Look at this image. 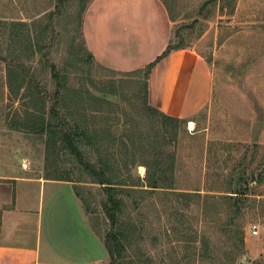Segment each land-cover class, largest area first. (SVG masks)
Listing matches in <instances>:
<instances>
[{
	"label": "rangeland",
	"instance_id": "obj_1",
	"mask_svg": "<svg viewBox=\"0 0 264 264\" xmlns=\"http://www.w3.org/2000/svg\"><path fill=\"white\" fill-rule=\"evenodd\" d=\"M85 1L67 0L62 6L56 7L57 0H0V24L1 21L26 23L20 32L28 34L33 52L36 50V35H40L41 28L49 22L45 14L51 12L49 33L43 42L47 45L43 52L48 53V61L57 67H66L68 72L73 71L79 78L82 71L89 72L97 84L113 80L114 91L117 92L114 99L117 112L112 117L98 113L94 120L104 129L115 124L126 130L142 132L148 128L149 122L132 105L135 87L128 84V79L109 75L95 65L88 68L74 61L68 52V45L73 38H76V44H80L82 34L79 22L83 18L82 7L88 3L85 4ZM205 1L176 2L175 9L180 17L172 24V39H175L173 35L181 23H190L197 17L196 12ZM210 11L205 20L198 18L203 28L200 36H185L186 30L181 34L184 44H190L187 50L194 51L204 61H208L204 65L211 72L210 99L198 114L186 118L189 122L185 127L186 132L180 133L177 155V188L199 187L202 195H215L206 190L208 186L221 185V181L216 182L214 177L221 171L228 173L237 165V171L243 170V167L250 176L264 171V122L258 128L255 124L257 115L254 113V103H257L263 110L264 121V0H216ZM38 40L40 44L41 37ZM1 41V55L6 62L16 59L24 63V69L32 80H38L47 94L53 91L54 82L41 53L32 54L23 45H9L6 39ZM4 64L0 60V175L25 173L44 178L47 174H54L64 178L69 172L73 180L91 185L85 183L88 182L87 176L81 174L68 155L62 154L61 165L55 168L50 160L46 162L42 143L22 130L9 127L8 123L12 119L24 116L26 101L21 93L14 97L5 87ZM77 65L84 70H77ZM190 76L193 77L191 72ZM203 76L204 71L195 74L196 81H199L198 89L203 87ZM162 82L166 87L169 79ZM50 105L48 100L47 106ZM123 139L127 141L126 136ZM120 144L116 142L115 155L124 154L118 152ZM241 163L243 166H240ZM207 169L211 178H206ZM129 175H137L142 179L145 169L142 166L131 167ZM90 187L98 202L100 195L97 186ZM250 187L247 200L257 203L254 208H249L252 202H246L249 207H246L243 227L244 254L238 255L237 249L229 241L227 228L223 226L224 220L214 217L209 200L200 206L192 201L185 208L187 203H176V197L172 194L146 192L137 195L139 209L129 208L131 218L136 221L137 237L127 255L131 260L140 259L143 264H264V209L261 210L259 206V201L264 205V182L259 185L253 182ZM68 190L59 189L56 200L65 198ZM32 193L35 194L34 189H30ZM206 208L207 211L211 209L210 212L202 215ZM98 210L100 213L101 208ZM251 225L257 226V235L249 233ZM202 235L208 239L207 250L199 241ZM102 264H109V259Z\"/></svg>",
	"mask_w": 264,
	"mask_h": 264
},
{
	"label": "trees",
	"instance_id": "obj_2",
	"mask_svg": "<svg viewBox=\"0 0 264 264\" xmlns=\"http://www.w3.org/2000/svg\"><path fill=\"white\" fill-rule=\"evenodd\" d=\"M66 1L57 0L56 7L62 6ZM91 1H85V4L88 3L82 7L83 13ZM177 1L160 0L172 23L180 17L175 9ZM215 4L216 0L205 1L197 10V17H194L190 23H181L173 35L175 39L171 37L164 51L141 69L126 72L106 69L95 63L93 56L84 45L82 36L79 40L80 44L75 43L76 38L70 41L68 52L74 61L88 68L95 65L100 71L109 75L128 79V84L131 83L135 87V101L132 105L138 113L144 114L149 122L148 128L138 133L115 124H110L111 127L104 129L94 120V116L98 113L112 117L114 112H117L114 103L117 92L114 91L113 80L97 84L98 82L94 81L89 72L82 71L79 78L73 71L68 72L66 67H57L48 61V53L43 52L47 45L43 42L49 33L51 12L45 14L49 22L41 28L40 35L36 33V50L33 52L28 34L24 35V31L20 32L26 27V23L1 21L0 60L5 63V87L14 97L21 93L26 101L24 116L17 120L12 119L8 125L13 130H22L32 135L35 140L42 143L46 162L50 160L55 168L61 165V155H68L80 169L81 174L87 176L88 182L85 183L91 185H84V181L73 180L69 172H66L64 178L54 174H47L44 178L71 184L73 194L88 216L90 228L103 242L109 264H143L140 259L131 260L127 251L132 248L137 237L136 221L131 218L129 208L139 209L137 195L146 192L172 194L176 197V203L180 205L187 203L185 208L192 201H196L200 206L202 202L207 203L209 200L214 209V217L224 220L223 226L227 228L229 241L237 249L238 255L244 254L243 227L246 207H249L246 202H252L249 208H254L257 203L255 200H247L246 196L249 195L251 183L255 182L259 185L264 182V171L250 176L243 167H241L243 170L237 171L239 169L237 165L228 173L221 171L220 174H214L216 182L221 181V185L208 186L206 191L215 195H202L199 187L179 190L176 184L179 137L181 131L186 132L185 127L189 120L169 116L155 108L149 101V76L152 69L171 52L190 48V44H184L182 32L187 31L185 36L196 34L197 37L200 36L203 28L198 18L205 20L211 13L210 8ZM81 25L82 21L79 22L80 31ZM39 37H41L40 44ZM1 39H6L9 45L15 43L23 45L32 54L41 53L54 82L52 92L47 94L38 80H32L28 76L24 63L19 60L17 62L16 59L6 62L1 55ZM12 55L15 57L13 53ZM205 62L208 64V61ZM77 67V70H84L82 66L77 65ZM48 100L51 102L49 107ZM254 113L257 115L255 124L261 128L264 122L263 110L257 103H254ZM125 136L126 142L123 139ZM117 141L118 144L121 143L118 152L124 153L123 155H115L114 148ZM242 163L240 166H243ZM135 166L144 167L145 176L142 179L137 175L135 177L129 175L130 168ZM208 172L209 169L206 178H211L212 175L209 176ZM90 186H97L100 195L98 202L95 201ZM259 203L261 210L264 209L262 201ZM210 210L207 211L206 208L202 211V215ZM199 241L207 250V237L202 235ZM147 259L150 260L149 257Z\"/></svg>",
	"mask_w": 264,
	"mask_h": 264
},
{
	"label": "crops",
	"instance_id": "obj_3",
	"mask_svg": "<svg viewBox=\"0 0 264 264\" xmlns=\"http://www.w3.org/2000/svg\"><path fill=\"white\" fill-rule=\"evenodd\" d=\"M172 24L160 0H92L81 33L96 63L126 72L143 68L164 51ZM204 63L194 51L171 52L150 72V104L176 118L198 114L211 96V72ZM202 71L198 89L195 74ZM26 175H0V264L105 263L103 242L90 228L71 184ZM65 188L68 195L56 200L57 191Z\"/></svg>",
	"mask_w": 264,
	"mask_h": 264
},
{
	"label": "built area",
	"instance_id": "obj_4",
	"mask_svg": "<svg viewBox=\"0 0 264 264\" xmlns=\"http://www.w3.org/2000/svg\"><path fill=\"white\" fill-rule=\"evenodd\" d=\"M249 233L253 235H257V226L256 225H251L249 228Z\"/></svg>",
	"mask_w": 264,
	"mask_h": 264
}]
</instances>
